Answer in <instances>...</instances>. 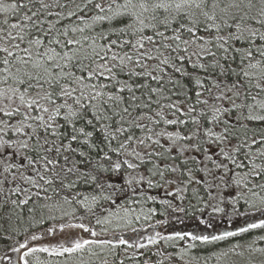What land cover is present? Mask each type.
<instances>
[{
    "label": "snow or ice",
    "instance_id": "obj_1",
    "mask_svg": "<svg viewBox=\"0 0 264 264\" xmlns=\"http://www.w3.org/2000/svg\"><path fill=\"white\" fill-rule=\"evenodd\" d=\"M36 2L39 4V8L36 11H31V8L23 3L19 5L16 2L5 4L0 0V13L15 15L20 9L26 7L31 11V15L23 16V20L30 21V24L24 25L17 22L9 25L8 20L5 19L3 24L6 27H0V65L3 66L0 67V125H2L0 133L3 134L0 135V168L3 169L0 172V193L4 194L3 200H0V207L9 202L12 205H26L32 198L28 196L24 200H9L12 194L30 191V189L21 188L16 183V173L19 172L20 179L25 184L34 186L45 193L48 190L45 185L49 188L56 185L54 191L57 194L69 190V195L63 197L64 201L68 203L74 201L81 205L87 213L93 215H95L93 207L97 202L99 200L107 201L111 206L116 207V211L109 212L108 216L103 219L97 218L96 225L110 224V217H114L118 221H123L122 224H116L117 228L129 227L132 224L131 217L135 214V210L124 204H119L118 201L123 199L129 205L138 204L139 201L134 199L137 189L132 188V184L134 181L140 184L145 177L140 176L139 180L129 177L124 179L121 184L113 180L111 175H105L110 171L119 173L122 164L118 161L110 163V167H105L101 161L111 162V155L104 149L108 148L117 156L123 151L134 156L141 164L145 163V157L150 158L153 155L163 157L164 153L156 151L154 147L160 145L159 138L152 140L151 136L140 138L129 133L132 129L143 130L145 128L143 121L145 120L152 121L157 125L161 122L167 125L185 124L186 121L182 119H165L162 116V110L165 107L175 112H182L183 106L179 104V101L162 105L159 99L154 101L153 96L166 100L170 97L163 94L168 92L179 97V91H173L182 87L179 80L174 78L175 74L191 81L192 73H197L194 82L203 88L204 81L200 79L199 75L201 70H205L206 79L215 88L220 89L223 84L227 93H231L241 101L237 104L225 92H221L219 96L215 97V99H228L231 102V108H225L223 111L221 108H213L214 120L232 110H236L237 115L232 127H229L227 121H220L224 124L221 133L216 134L208 130L205 135L215 136V139L220 142L231 143L233 139L240 140L237 131V126H239L245 130L241 144L248 148V151L244 153L243 160L239 163L235 154L240 152V148H233V154L221 148L223 160L219 163L213 160L211 154L205 159L213 163L217 171H222L225 175L228 173L238 175L233 173L229 164L236 168L246 169L243 174L244 187L251 183L253 188L264 192V127L257 126L259 130L254 131L251 137L247 135L251 130L249 125L252 122L259 121L260 125L264 126V114H257L258 112L264 113V100H257V96L252 94L253 86L258 90L257 95L264 93V43L260 45L253 43L257 38L264 42V31L253 28L247 23L249 20L255 21L264 28V0H258L259 6H257V0H227L226 3L225 0H159V2L153 3H149L148 0H139L138 3H133V0H125L123 5L117 6V10L111 16H91L89 18L92 21L91 24L87 23L85 16L79 15V13L85 12L90 5L93 9L104 12V6L100 2H94V0H81L80 3H77L76 0H66L65 3L55 0L54 4L46 3L45 0H36ZM28 4L35 7L33 0H28ZM52 7L66 10V15L61 11L48 12ZM121 8L123 11H120ZM108 9L112 11L111 4L108 5ZM137 9L140 10L139 13ZM149 10L153 13L151 17L153 23L145 24L140 19V15ZM160 10L167 13L163 19L158 18L157 13ZM254 11L255 15H253ZM43 13L57 16L56 23L48 22L45 29L46 21L40 19V15ZM73 17L84 23L85 27L62 25L57 28L56 25L61 21ZM217 20L220 23H216ZM105 21L112 24L106 33H100L96 37L84 35L85 28L91 29L95 23ZM136 23L140 24L139 28L135 27ZM121 24L123 27H118ZM160 27L163 28V31L158 30ZM233 27L235 32L230 31ZM145 28H151L152 35L143 34ZM129 29H131L130 33ZM213 29L216 33H220L222 29H229V31L226 36H213ZM12 30H16L15 34ZM201 31L205 32L209 39L206 40L205 36L197 35ZM128 35H131L132 39H124ZM113 36L116 38L112 39ZM186 36L189 38H185ZM239 40L249 41V47L245 49L233 48L229 43ZM213 41L217 51L222 53L225 64H221L219 60H214L211 65L200 62V58L205 55L215 58L216 53L211 52L205 46ZM146 43L148 47H146ZM192 45H197L199 51L190 52ZM253 49L260 59H256ZM230 51L240 54V63L237 65L239 71L226 66L229 59L234 62L237 58L230 56ZM193 57L196 59L193 60ZM151 61H156V63L152 66V70H148ZM253 61L255 62L253 63ZM129 65H133V67H129ZM188 65H191V71H189ZM208 68H211L212 71L208 72ZM126 69L129 80L133 76L147 77L157 86L151 87L138 84L135 81L129 83L120 80L119 74L125 73ZM157 71L160 75L153 74ZM169 71L172 75H168ZM165 75H168L167 81L164 79ZM229 77L232 79L229 80ZM253 78L255 84H253ZM169 84L172 86L171 88H168ZM144 88H147V92H144L142 96L135 94L136 91ZM206 90L211 92V88ZM195 95L198 103H208L207 100L200 101L202 92L197 91ZM185 99H188L186 94ZM249 101L252 102L249 103ZM153 104L161 109L155 113V116L160 119H154L149 114ZM194 111L193 107L187 108L188 113ZM245 111H247V115L244 114ZM33 112L37 114L33 115ZM61 115H63V124L58 121ZM18 116L20 119L15 124L11 123ZM192 121L198 123L195 117H192ZM125 124L128 126L125 127ZM12 131L22 133L25 139L19 137L12 139L11 136L6 139L5 136ZM149 131L151 130L149 129ZM156 135L158 137L166 136L173 144L177 139L188 141V144L178 150L180 153L187 151L189 146L196 152L201 151L199 144L191 143L193 138L200 135L199 129L187 135H182L179 132H160ZM121 137H123V142L119 143L118 147L112 148V142L118 141ZM146 140H151V144H146ZM133 141L146 148H151L152 151L141 154L133 149L131 153H128L127 149ZM254 146L256 150L252 151ZM167 151L171 153L172 149L169 148ZM93 152L100 157V160L94 165L85 158L86 156L90 157ZM73 157L78 158L73 159ZM258 160L259 163H257ZM193 162L197 161L194 159ZM123 164L128 169H136L139 166L136 163H129L126 159ZM153 168L155 171L148 169L150 175H159L165 183H175L165 177V171L176 173L178 166L165 163L161 168L153 162ZM202 171L211 172L210 169H202ZM24 172H31L33 175H25ZM187 175L185 186L175 189L180 199H183L180 194L187 191V185L195 179L191 170H188ZM69 177H75V179L72 180ZM220 178L223 180L224 176L222 175ZM202 179H196L195 182L201 183ZM241 182V180L236 181L237 184ZM77 183L93 186L94 191H97L99 195H86L83 196V199H78L81 194L77 192L70 198V193L75 190ZM9 184L14 187L8 188L5 193L4 186ZM147 184L149 187L159 186L154 184L152 179H148ZM227 186V181H225V187ZM106 191L107 195L104 194ZM129 191L132 196H129ZM249 192L254 197L258 195L252 189H249ZM35 195L37 199L40 198L39 191ZM147 199L154 200L155 197L148 196ZM163 203L171 206L168 200H164ZM149 211L154 212L155 209ZM177 211H183V209L178 208ZM214 211H222V209L217 208ZM258 211L264 212V208L258 209ZM136 219L139 220L138 215ZM261 226H264V220H261L259 224H250L248 228ZM65 227L79 228L88 233V237L68 235L51 248L49 246L30 247L28 241H25L14 251L26 249L20 257L23 264H29L26 257L31 254L50 251L55 255L68 254L69 256L86 251L91 257L100 259V264H109L106 258H100L101 255L104 257L115 256L114 249L117 245H129L128 240L115 233L111 237L101 238L100 233L87 227L84 223L61 224L60 231H63ZM248 228H241L239 231L245 232ZM107 231L106 227L101 229L102 233H107ZM48 232L55 234L54 229H48ZM232 235L235 233L225 232L223 236L210 238L206 235L195 236L192 233L176 232L174 235L161 237V239L171 240L174 237L183 239L184 236H192L194 240L207 242L209 239H223L225 236ZM37 239L39 237L35 235L31 237L33 241ZM149 242L154 243L155 241L150 240ZM131 246L129 245V247ZM135 246L145 247L143 244ZM94 249H99V252ZM257 251L264 252V249ZM166 259L173 258L166 257ZM80 264H83V261H80Z\"/></svg>",
    "mask_w": 264,
    "mask_h": 264
},
{
    "label": "trees",
    "instance_id": "obj_2",
    "mask_svg": "<svg viewBox=\"0 0 264 264\" xmlns=\"http://www.w3.org/2000/svg\"><path fill=\"white\" fill-rule=\"evenodd\" d=\"M3 3H12L16 2L19 4L23 3L28 5L31 8V11H36L39 8V4L36 0H33L35 3V7L28 4V0H2ZM46 3L54 4L55 0H45ZM66 0H60V3H65ZM77 3H80L81 0H76ZM94 2H100L104 6V12H100L99 9H93L91 5L89 9L85 12L79 13V15H84L87 23L91 24L92 21L89 19L93 15H108L111 16L114 11L117 10L118 5H123L125 0H94ZM139 0H133V3H138ZM149 3L159 2V0H148ZM227 0H225V3ZM112 5V11H109L108 5ZM257 0V6H258ZM28 7L20 9L15 15L12 13H0V27H6L3 24L5 19L8 20V24L12 23H23L24 25H28L30 21H24V15H31V11L28 10ZM61 11L62 14L66 15V10H61L59 8L52 7L48 10V12L56 13ZM120 11H123L121 8ZM139 9L137 12L139 13ZM255 11L253 15H255ZM153 13L149 10L147 12H143L140 15V19L144 21L145 24L153 23L151 17ZM159 19H163L167 13L163 10H160L157 13ZM35 19V18H34ZM41 20H45L44 28H47V23H56L58 17L53 15H48L47 13H43L40 15ZM203 19V18H201ZM259 19V18H258ZM210 23V21H209ZM216 23H220L219 20ZM231 23V21H229ZM248 25L253 28H257L260 31H264V28L260 26L259 23L255 21L249 20ZM62 25H71L84 28L85 24L78 21L75 17L71 19H65L57 24V28H60ZM112 26L109 22H97L93 25L91 29L85 28L84 35L96 37L100 33H106L108 29ZM190 26V25H189ZM118 27H123V25H118ZM135 27L139 28L140 24L136 23ZM158 30L163 31V28L160 27ZM13 34H15L16 30H12ZM229 29H222L220 33H216L215 29L212 30V35H227ZM230 31L235 32V28L233 27ZM131 29H129V33ZM153 30L151 28H145V35H152ZM79 35V34H77ZM197 35L205 36V39H209L208 35L201 31L197 33ZM247 35V33H245ZM116 37L113 36L112 39ZM189 38V37H185ZM124 39H132L131 35L125 36ZM158 39V38H157ZM100 42V41H98ZM233 48L245 49L249 47V41L247 40H239V41H230ZM255 45H260L264 42H261L258 38L253 42ZM211 52H215V58L205 55L200 58V62L205 63L207 65H211L214 63V60H219L221 64H225V60L222 59V53L217 51L215 47V42L213 41L211 44L205 45ZM146 47H148L146 43ZM126 51L128 49H125ZM191 51H199L197 45H192ZM254 51V49H253ZM123 54V53H121ZM230 56H236V60L233 62L231 59L227 61L226 66H230L232 68H236L239 71L237 65L240 63L239 55L236 52L230 51ZM254 55H256L254 51ZM193 60L196 57L192 58ZM256 59H260L259 55H256ZM255 61H253L254 63ZM156 63V61L149 62V69L152 70V66ZM0 67H3L0 65ZM129 67H133V65H129ZM189 71H191V65H188ZM208 72H211L212 69L208 68ZM127 69L125 73L119 74L118 78L122 81L131 83L135 81L138 84L150 85L151 87H156V83L151 81L147 77L137 78L133 76L131 80L128 79ZM154 75H160V73L154 72ZM168 75H172L171 71L168 72ZM168 75H165L164 79L167 81ZM197 73H192V80L190 81L188 78H181L179 74H175L174 78L179 80L180 85L182 86L179 89H174L173 91H179V97L176 95H172L168 92H165L163 95L169 96V99H162L158 96H153V100H160L162 105H167L169 103H176L179 101V104L183 106L182 112H175L172 109L167 107L163 108L162 116L165 119H177L186 121L185 124H176V125H167L163 122L160 124H154L152 121L145 120L143 123L145 124V128L143 130L140 129H132L129 134L134 135L135 137L144 138L146 136H151L152 140L157 138L160 139V145H155L156 151H160L164 153L163 157H145V163L141 164L134 156L128 155L123 151L119 156L113 154L108 148H105V151H109L111 155V162L109 161H101L105 167H110V163L121 162L122 168L119 173L108 172L105 175H111L113 180L123 184L124 179L129 177H134L136 180H139L140 176H144L145 179L140 184L135 183L132 184V188L137 189V195L134 199L138 200V204H127L125 200L121 199L118 201L119 204H124L126 207L133 208L135 210V214L131 217L132 224L142 222L141 218H145L147 213H145L146 209L153 207L155 212L159 213L163 216L164 223L163 228L157 231L156 234H159L160 237H165L169 235H174L176 232L180 233H192L195 236H223L225 232H232L235 235L225 236L223 239L212 240L209 239L207 242L196 240L193 246H184L177 247V251L170 254L171 258H173V262H169L168 264H219L224 258H228L229 255L233 254L234 256L239 255L240 249L239 247L245 248L247 245L249 251H253L256 249H264V226L257 228H248L250 224H259L260 216L255 213L256 210L260 207H264V192H261L259 189L253 188L251 183L248 184L247 187H241L242 184L244 186V181L240 178H243L244 171L246 169L236 168L234 165L229 164V167L233 170V173H237L238 175H233L232 173H228L225 175L222 171H217L214 167V164L205 159L209 154L212 155V158L217 163L223 160V153L220 151L223 148L225 151L233 154V148H240V152L235 154L237 162L243 160L244 153L248 151L246 146H242L241 141L244 139V129L242 127L237 126V131L239 133L240 140L233 139L231 143L225 141L220 142L215 139V136L209 137L205 135V132L211 130L213 133L219 134L223 131L224 124L220 121H227L229 127L233 126V122L236 118L237 112L236 110H232L231 112L219 116L216 120L213 119L215 115L213 108H231V102L228 99H215V97L219 96L221 92L227 93V89L221 84V88H215L212 83L206 79L205 70L200 71V79L204 81L203 88L197 86L194 82ZM232 77H229L231 80ZM253 84H255V79L253 78ZM172 86L169 84L168 88ZM119 88V85H117ZM211 88V92L206 89ZM197 91L202 92V96L200 97V101L207 100L208 103L204 104L202 102H197V97L195 93ZM144 92H147V88L143 90L136 91L137 96H142ZM258 93V90L253 86L252 94L257 96V100H264V93ZM185 94L188 99H185ZM127 95V92H125ZM228 96L232 97V100H235L237 104L241 101L237 99L235 96H232L231 93H227ZM146 99V97H144ZM252 101H249L251 103ZM193 107L195 109L194 112L188 113L187 108ZM161 111L159 107L155 104L152 106V110L149 112L150 115L153 116L154 119H160L155 116V113ZM33 115L37 113L33 112ZM247 115V111L244 113ZM264 114V113H257ZM192 117L196 118L198 123L192 121ZM5 119H7L5 117ZM20 117H16V119L12 120L11 123L15 124ZM58 121L63 124V115L58 118ZM31 122V121H29ZM2 126V125H0ZM125 127L128 125L125 124ZM257 126L264 127L260 125L259 121L252 122L250 127V131H248V137L253 135L254 131L259 130ZM149 129L151 131H149ZM199 129L200 135L198 137L193 138L191 141L192 144H199L201 147L200 152H196L194 149L189 146V149L183 153H180L178 150L183 147L185 144L189 142L183 139H177L175 144L172 141L168 140L166 136L158 137L156 134L160 132H179L182 135L190 134L193 131ZM28 131V129H25ZM0 135H3L0 133ZM11 136L12 139H25L22 133H16L14 131L8 132L5 138ZM98 139V137H97ZM123 142V137H121L118 141H113L111 147L116 148L118 144ZM151 140H146V144H151ZM67 143V141H65ZM163 145V147H161ZM74 143V147H75ZM103 147V145H102ZM171 148L172 152L169 153L167 149ZM135 149L137 152L144 154L146 152L152 151L151 148H146L143 145H139L135 141L131 142L130 147H128V153ZM79 151H87L86 149H78ZM255 146L252 151H255ZM103 154L101 153V156ZM78 157H73V159H77ZM86 159L90 160L94 165L100 157L93 152V154L89 157L86 156ZM128 160L129 163H136L139 166L136 169H128L125 164H123L124 160ZM197 161L196 163L193 160ZM18 161V158H17ZM16 162V161H14ZM153 162L157 163L161 168H163L165 163L173 164L178 166V171L176 173H170L165 171V177L170 181H175V183H165L159 177V175L152 176L148 172V169L155 171L153 168ZM227 163V161H224ZM202 169H210L211 172L208 173L206 171H202ZM188 170L192 171V175L196 179H202L201 183H196L198 188L196 190L187 188V191L181 193L183 199L178 198V194L175 191L177 187L183 188L185 186V178H188ZM21 171H24L21 169ZM2 172V171H1ZM183 173V176H182ZM25 175H33L31 172H24ZM95 174V173H93ZM20 175V173H19ZM224 176V179L221 180V176ZM123 177V179H121ZM184 178V179H183ZM9 179L11 177L9 176ZM69 179L74 180L75 177H69ZM152 179L154 184L159 185L158 187H149L147 184V180ZM195 179V180H196ZM241 180L240 184H237L236 181ZM225 181H227L228 186L225 187ZM17 184L21 186L23 189H30L29 192L22 191L18 194H12L9 197V200H24L28 196L32 198L29 199L28 203L25 204H17L12 205L10 202L0 207V264H6L11 262L13 264H23L20 257L23 255L26 249H21L20 251H14V249L19 248L20 244H23L25 241H29L33 235L38 234L40 232L46 233L48 229L54 223H60L64 218H70L71 222L74 224L84 223L87 227L94 229L97 233H100L101 238L111 237L114 233H124L122 236L124 239L129 241L130 235H126V233L131 232L134 226L132 224L125 228L122 231L116 232L117 228L114 231L104 237L101 232V229L105 227V225H96L95 221L97 218L103 219L107 217L109 212H115L116 207L111 206L109 202L99 200L97 204L93 207V215L92 213H87L81 205H78L74 201L71 203L65 202L63 197L65 195H69V190H65L62 192L54 191L56 185L52 187H45L48 189L45 193L37 189L34 186L25 184L23 180L17 178ZM40 183H43L40 181ZM14 187V185L9 184L4 186L5 193L8 188ZM249 189L257 192V196H252ZM39 191L40 198H36V193ZM170 191H174L171 193ZM80 193L81 195L78 199H83V196L90 195H99L97 191H94L93 186L86 185L83 183H77L74 191H71V196H75L76 193ZM170 192V193H168ZM105 195L108 194L106 191ZM3 193H0V200H3ZM129 196H132L131 191H129ZM148 196L155 197L154 200L147 199ZM50 197V198H49ZM175 198L173 202L169 204H165L162 202L157 208L154 206L158 205V202L168 200L170 198ZM178 208H182L183 211H177ZM222 209V211H214V209ZM75 209V212L73 210ZM254 213V214H253ZM139 216V220L136 219V216ZM159 219V218H158ZM264 220V219H262ZM152 222V221H150ZM190 227H187V224ZM61 226V224H59ZM142 224H137L140 227ZM145 226V225H144ZM241 228H248L245 232H240ZM45 231V232H44ZM143 231H146L144 228ZM162 231V232H161ZM84 231L79 228L74 230H70L69 228L64 229L63 231L58 230L54 235L47 233V242L51 245H46L51 248V246L58 244L61 240H64L68 235H74L77 237H84ZM132 233V232H131ZM41 234V233H40ZM88 235V234H87ZM133 235V233H132ZM185 237V236H184ZM179 240L178 238H173L171 240H164L165 243L174 244L175 241ZM34 242V241H33ZM165 243L163 245H165ZM28 245L30 247L33 246V243L29 242ZM177 246V245H175ZM41 247V246H40ZM162 245H157L154 247V252L152 256L145 257L141 259V251L137 253L131 252V248L129 245H117L114 249L116 255L115 256H107L104 257L101 255V259L106 258L109 261V264H160L162 260ZM38 248V247H36ZM142 249V248H140ZM190 249V250H189ZM143 250V249H142ZM94 251L99 252V249H94ZM187 251V252H186ZM189 251V252H188ZM149 254V253H147ZM177 255V257H175ZM137 256V258H136ZM232 257V256H231ZM29 261V264H65L71 263L75 261H83V264H100V259L97 257H91L88 252L84 253H76L69 256L65 255H55L50 252H36L34 254L26 257ZM235 264V263H233ZM257 264V263H251ZM263 264V263H262Z\"/></svg>",
    "mask_w": 264,
    "mask_h": 264
},
{
    "label": "flooded vegetation",
    "instance_id": "obj_3",
    "mask_svg": "<svg viewBox=\"0 0 264 264\" xmlns=\"http://www.w3.org/2000/svg\"><path fill=\"white\" fill-rule=\"evenodd\" d=\"M260 161L258 160L257 163H259ZM3 169L0 168V172ZM13 171H15V169H13ZM17 178H20L19 172L16 173ZM184 179V178H183ZM186 180L184 182L187 181L188 178H185ZM196 179V178H195ZM195 179L193 180V182L189 185H187V188L196 190L198 188V185L195 182ZM243 181V178H240ZM241 187H244L243 184ZM171 193H173L172 191H170ZM168 192V193H170ZM175 200V198H170V202H173ZM163 201L158 202L157 206H154L155 208H157L159 205L162 204ZM264 207H260L258 209H261ZM150 209H154L153 207H150L148 209H146L145 213H147L145 218H141L142 222H138L135 223V221L133 222L134 224H132L133 229H135V231H133V229H131V232L128 233V235H130L129 237V245H132L131 248V252L133 253H137L138 251H141V259L145 258V257H149L152 256V253L154 252V247L156 248L157 245H162L161 247V252L162 254V260L160 262V264H168L169 262H173L172 259H166V257H171L170 254L177 251V247H184V246H193L196 242V240H194L192 238V236H185L183 239H179L177 241H175L174 244L170 243H165V241H163V239H161V237L159 235H157V231H159L160 229L163 228V223H164V219L163 216L160 215L157 212H150ZM258 209L256 210L255 213H257L260 216V220L259 223L262 219H264V212L258 211ZM254 214V213H253ZM159 218V219H158ZM152 221V222H150ZM137 224H142L140 227L137 226ZM187 224V223H186ZM145 225V226H144ZM187 227L188 226L187 224ZM146 229V231H143V229ZM162 232V231H161ZM153 240L155 241L154 243H150L149 241ZM165 243V245H163ZM137 244H143L145 247H143L142 249H140L139 247H136L135 245ZM177 245V246H175ZM190 250V249H189ZM187 252V251H186ZM189 252V251H188ZM149 253V254H147ZM177 257V255L175 256ZM137 258V256H136Z\"/></svg>",
    "mask_w": 264,
    "mask_h": 264
},
{
    "label": "rangeland",
    "instance_id": "obj_4",
    "mask_svg": "<svg viewBox=\"0 0 264 264\" xmlns=\"http://www.w3.org/2000/svg\"><path fill=\"white\" fill-rule=\"evenodd\" d=\"M121 216H123V213H121ZM110 219H111V223L105 225V227L108 229V231H107V233L102 234L104 237L110 235L114 231V229L117 228L116 227L117 223H121V224L123 223V221H118L114 217H110ZM59 224L68 225V224H74V223L71 222L70 218L68 217V218L62 219L60 223H54L50 227V229H54L55 233H56L58 230H60ZM66 228L67 227H65V229ZM74 229H76V228H73L70 230H74ZM124 229H125L124 227L117 228L116 232L122 231ZM40 233H38V234L35 233V236L39 237V239L36 240V241H38L37 244H33V246L39 248L40 246L43 247L46 245H51V244L47 243L49 241L46 239L48 232H46V233L40 232ZM87 234L88 233H84V238L88 237ZM72 236H74V235H72ZM29 242L33 243V240L30 239L28 241V243ZM247 247H248L247 245H245V248L239 247V249H240L239 255L234 256L233 254H231V255H229L228 258H224L219 264H233V263H235V264H251V263L262 264L263 263L264 264V252L257 251L258 249L253 250L251 252V251H249V249ZM6 264H13V263L8 262ZM65 264H80V261H75V262L65 263Z\"/></svg>",
    "mask_w": 264,
    "mask_h": 264
}]
</instances>
